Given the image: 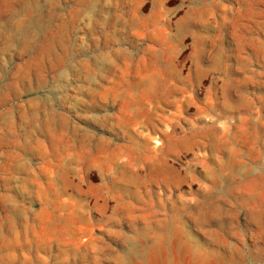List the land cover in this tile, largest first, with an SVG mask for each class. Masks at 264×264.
<instances>
[{"label": "rangeland", "instance_id": "rangeland-1", "mask_svg": "<svg viewBox=\"0 0 264 264\" xmlns=\"http://www.w3.org/2000/svg\"><path fill=\"white\" fill-rule=\"evenodd\" d=\"M160 245L264 264V0H0V264Z\"/></svg>", "mask_w": 264, "mask_h": 264}, {"label": "crops", "instance_id": "crops-1", "mask_svg": "<svg viewBox=\"0 0 264 264\" xmlns=\"http://www.w3.org/2000/svg\"><path fill=\"white\" fill-rule=\"evenodd\" d=\"M149 217V216H148ZM148 230L151 229L150 223H146ZM170 251L175 252L174 248H168L165 246H144L141 247L139 253L142 255L143 264H155L156 262H163L165 264H173L176 261V257H169ZM160 255V257L158 256Z\"/></svg>", "mask_w": 264, "mask_h": 264}]
</instances>
